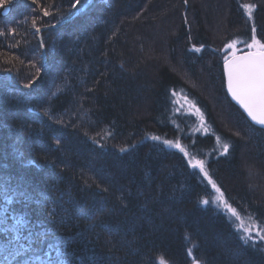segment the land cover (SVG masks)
I'll return each mask as SVG.
<instances>
[{"label":"trees","instance_id":"16d2710c","mask_svg":"<svg viewBox=\"0 0 264 264\" xmlns=\"http://www.w3.org/2000/svg\"><path fill=\"white\" fill-rule=\"evenodd\" d=\"M86 1L0 8V180L27 194L0 197V222L6 208L10 224L22 215V242L47 233L66 264H264V240H242L204 175L163 144L203 159L224 200L264 230V130L222 72L233 41L250 50L255 28L264 42V0H92L73 16Z\"/></svg>","mask_w":264,"mask_h":264},{"label":"snow or ice","instance_id":"6c2138e0","mask_svg":"<svg viewBox=\"0 0 264 264\" xmlns=\"http://www.w3.org/2000/svg\"><path fill=\"white\" fill-rule=\"evenodd\" d=\"M8 0H0V8H3L7 4ZM37 0H33L36 3ZM80 3V0H75V3L71 7L75 8ZM249 19L252 17L253 5L245 4L242 6ZM43 15L48 16L50 12L47 8L43 9ZM33 25H36V20H33ZM40 28L36 27V32H39ZM253 36L251 43L247 44L250 51L242 56H237L235 52L232 53L231 58L227 56L224 58V69L227 76L228 92L232 98L240 105L250 120L264 128V42H261L256 38V29H252ZM3 33L0 32V35ZM235 46V42L229 44L227 47L232 48ZM199 51V49H197ZM31 84L25 85L30 87ZM176 93L173 92V96ZM194 107V106H193ZM199 113V109L195 110ZM201 117V121H202ZM152 140H160L158 136H152ZM219 139V138H217ZM59 145V140L56 141ZM163 144L170 148L178 149L188 158V164L193 169H199V171L208 180V183L212 186L215 192L218 194L212 201L218 206H223L225 211L231 214L238 223L237 231L241 232V239L245 241L251 240L256 242V237L260 240H264V230H261L258 226L252 224H245L243 218L238 214L237 210L224 200L223 193L216 186L215 182L209 177L208 171L205 167V161L198 159L195 156H191L185 147L179 142H173L171 140H163ZM228 145L222 144L221 149L223 153L228 152ZM126 149H121L125 151ZM99 187V185H97ZM107 191V189H104ZM27 195L20 192L18 186H14L11 177L0 180V197H3V201L6 205H10L14 202L16 195ZM204 205L210 203L209 199L202 201ZM5 220L0 222V239L3 240V244L0 245V261L2 264H66V261L61 259L63 255H68L67 246L63 249L59 243L52 244L48 240L47 233H32L28 231L26 242H22L25 238L21 234V229L25 228L29 221L22 215H11V220L14 223H8L9 216L8 210L5 209ZM253 228L255 230V236L253 235ZM47 245L49 250L55 249L56 258L53 259L50 255V251H45L44 256H40L38 253L42 250L43 245ZM31 253V255H29ZM188 254L192 255V250H188ZM27 256V259H22ZM47 257V259H45ZM160 264H165L163 260Z\"/></svg>","mask_w":264,"mask_h":264},{"label":"water","instance_id":"95a60500","mask_svg":"<svg viewBox=\"0 0 264 264\" xmlns=\"http://www.w3.org/2000/svg\"><path fill=\"white\" fill-rule=\"evenodd\" d=\"M92 0H87L82 6H80L79 8H77L76 10H75V12H74V15L73 16H75V15H77L81 10H83L84 8H86L89 4H90V2H91ZM6 12V8L4 9V11H3V13H5ZM37 39H38V42H39V44H40V47H41V50H42V54H43V56H44V50H43V46H42V41H41V38H40V36H38L37 37ZM249 52V50L248 51H243V52H239V53H236V55L237 56H242V55H245V54H247ZM232 56V55H231ZM231 56L230 57H228V58H231ZM222 72H223V78H224V88H225V93H226V95H227V97L229 98V100L243 113V115L245 116V118L247 119V121L251 124V125H253V126H255V127H257V128H260V129H262V130H264V128H262L261 126H259V125H256V124H254L251 120H250V118L247 116V114L244 112V110L240 107V105L232 98V96H231V94L228 92V87H227V76H226V73H225V69H224V62L222 63ZM37 81H35L34 82V84L36 83Z\"/></svg>","mask_w":264,"mask_h":264},{"label":"rangeland","instance_id":"374dc122","mask_svg":"<svg viewBox=\"0 0 264 264\" xmlns=\"http://www.w3.org/2000/svg\"><path fill=\"white\" fill-rule=\"evenodd\" d=\"M44 29H45V27L42 28V29L38 32V36H40L41 31L44 30ZM38 36H37V37H38ZM40 38H41V36H40ZM233 42H235V46L232 47V48H228L229 51H230V54H231V55H232L233 52L236 53L237 50H238V48H237V42H236V41H233ZM233 42H232V43H233ZM232 43H231V44H232ZM231 55H230V56H231ZM169 148H170V147H169ZM171 149H175V148H171ZM213 192H214V194H213V197H211V203H212L213 205L219 207V208L222 209L223 211H225V209H224L223 206H218L216 203L212 202V201L215 199V197L218 195V194L215 192L214 189H213ZM225 212H226L227 214L230 215V217L233 219V222L235 223V225L238 226V223L235 221V218L232 217L231 214L228 213L227 211H225ZM243 221H244L245 224H251V222H249V221H246V220H243ZM252 225H253V224H252ZM253 226H254V228H255V225H253ZM254 228H253V235L255 236V230H254ZM256 239H259V238L256 237Z\"/></svg>","mask_w":264,"mask_h":264}]
</instances>
